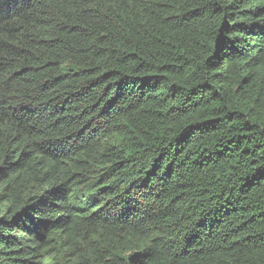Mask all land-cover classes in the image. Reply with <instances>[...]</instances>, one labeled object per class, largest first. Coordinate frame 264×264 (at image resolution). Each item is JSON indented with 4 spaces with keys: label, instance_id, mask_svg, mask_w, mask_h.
Wrapping results in <instances>:
<instances>
[{
    "label": "trees",
    "instance_id": "obj_1",
    "mask_svg": "<svg viewBox=\"0 0 264 264\" xmlns=\"http://www.w3.org/2000/svg\"><path fill=\"white\" fill-rule=\"evenodd\" d=\"M0 264H264V0H0Z\"/></svg>",
    "mask_w": 264,
    "mask_h": 264
}]
</instances>
